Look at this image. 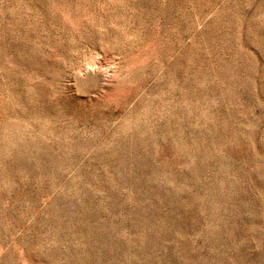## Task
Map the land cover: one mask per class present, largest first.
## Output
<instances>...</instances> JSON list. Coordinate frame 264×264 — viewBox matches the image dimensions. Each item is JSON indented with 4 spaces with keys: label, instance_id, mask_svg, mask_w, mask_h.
<instances>
[{
    "label": "rangeland",
    "instance_id": "obj_1",
    "mask_svg": "<svg viewBox=\"0 0 264 264\" xmlns=\"http://www.w3.org/2000/svg\"><path fill=\"white\" fill-rule=\"evenodd\" d=\"M0 264H264V0H0Z\"/></svg>",
    "mask_w": 264,
    "mask_h": 264
}]
</instances>
